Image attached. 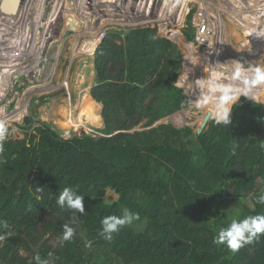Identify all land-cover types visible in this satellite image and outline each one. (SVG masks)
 I'll use <instances>...</instances> for the list:
<instances>
[{
    "label": "trees",
    "instance_id": "16d2710c",
    "mask_svg": "<svg viewBox=\"0 0 264 264\" xmlns=\"http://www.w3.org/2000/svg\"><path fill=\"white\" fill-rule=\"evenodd\" d=\"M190 1H180V21L177 15L144 23L182 25L186 13L181 11ZM196 10L193 6L182 29L189 38L195 37ZM168 27H150V34L195 50L178 29ZM146 31L143 26L107 29L96 48L90 93L102 104L104 126L97 128L102 135L61 136L38 112L49 95L30 100L28 115L18 125L24 137H11L7 127L0 153V221L10 228L0 229L5 237L0 264H37L36 254L48 259L49 252L54 264H264V234L236 252L213 243L231 219L264 215V205L256 202L264 192V105L254 102L264 103V85L253 89L254 101L240 97L231 125L211 119L197 133L190 125L159 123L190 108L192 98L176 84L180 47L158 37L162 59L150 54L143 60ZM203 54L204 48L195 61L200 56L198 78L209 68L201 62ZM208 60L218 79L216 57ZM189 70L187 64L182 73H188L190 83ZM198 94L194 84L192 96ZM72 100L75 104L76 94ZM65 187L84 196L85 212L77 213L76 223L74 210L56 203ZM109 191L119 196L111 204L103 202ZM125 208L140 219L105 240L99 234L102 219L121 216ZM66 224L75 231L61 244Z\"/></svg>",
    "mask_w": 264,
    "mask_h": 264
},
{
    "label": "rangeland",
    "instance_id": "374dc122",
    "mask_svg": "<svg viewBox=\"0 0 264 264\" xmlns=\"http://www.w3.org/2000/svg\"><path fill=\"white\" fill-rule=\"evenodd\" d=\"M68 1L69 0H60L59 2H57V0H35L34 2L36 8H38V6L41 7V5H43L41 18L45 19L47 27L38 26V30L35 29L32 30L30 37L34 39L33 42L35 43L44 40V48L42 51L44 59H42L40 61V64H38L37 67H35L34 69H32L30 63L29 65L28 63L24 64V66H27L25 68L28 71V73L30 72L29 76L25 74H21L20 72L17 73V70L14 71L13 69L14 73L16 74L15 76H17V78L12 79L13 80L12 85L8 90L7 96L2 101L0 100V112H2L0 114L3 115V118L5 117L4 120L5 125L7 127H11L9 134L13 138L24 137V133L18 125L22 124L24 122L25 117L28 115V105L32 97L42 96V95H49L50 98L47 102L43 103L38 109V112L41 115V119L43 121L50 122L53 129H56L60 133V135L63 136L64 138H71L75 135H81L83 132L91 133L93 134V136H98L103 134L97 130V128L104 126L103 118L101 115L102 104L100 106V104H98L97 102L98 105L95 107L96 113L100 114L101 116V119L98 123L92 124L84 119V124H82L80 119L84 97L88 95L89 97L92 98L90 89L95 79V72L93 68L94 66L93 57L95 55L97 46L101 42L100 39L101 34L105 33L107 29L115 28V27L116 28H126L129 26L146 27L147 29L146 40L142 50L143 60L145 58L148 59L150 54L159 56L162 59L161 50L157 45V38L165 37V36L150 34V27L155 28V27L169 26L168 27L169 30L178 29L182 33V29L185 26L183 24L179 25V23L176 24L144 23L147 20H159V19L167 20L169 18H177V15H179L180 13L177 10V8L181 0H157V2L156 0H149L152 5L153 3L155 4L152 6L154 15H157L158 8L160 7L161 4L165 6V10L163 11L161 9L162 10L161 15L155 17L154 19L147 18L143 20L144 22L142 21L143 22L142 24H136V25L117 23L110 19H106L105 21L106 24L104 23L102 25L101 24L102 20H100L101 19L100 15H102L103 17H108L106 13L107 11L106 4L108 5L110 1L96 0L98 1L97 4L91 5L90 7L91 16L86 20V24L84 22L83 28L79 29L80 26L76 23V21L72 20V22L74 23L73 24L68 19V17L70 18L75 14L73 11L70 10V8H66L67 4L69 5ZM149 1L148 0L147 1L118 0L117 2L116 0L115 3L114 0V2L112 1L113 3H110L109 9L112 8V5L114 4L116 5L118 3L119 4L118 7L116 6L114 7L117 11L116 17L119 15H126V16H130L131 18H136V16H133L131 14V11L133 13L134 11L136 12V9L138 8L140 9V7L145 3H146L145 7H147ZM171 1L172 3L175 2L176 5L172 7ZM79 3H82L83 5V0H78L75 5L78 6ZM150 3L148 6H151ZM243 4L245 6H248L249 9H251L252 5L249 0H243ZM193 6H197V9L200 8L205 9L207 12L213 14L214 18L212 23H213L214 33L212 32L213 35L211 36V39L206 43H199L194 41V38H189L182 33V36H184L189 42H193L194 45H196L195 50H192L191 48L193 46L190 48L187 47V45L175 41L169 37H165V38H168L173 42H175L182 51V69L177 74L176 81L179 79L180 74L184 72L186 65L187 64L189 65V69H190L189 75L191 78L190 83L192 82L193 87L191 89V92L189 91L188 88L185 87H180V88L184 89L191 96L192 100H195V98L192 96V93L194 90L195 80H197L198 78L197 77L198 75H196L198 73L197 71L198 69L195 67L199 62L200 56L198 57L197 63L195 61L197 60L196 57L198 56V54H202L203 47H204V54L201 57V62L204 65V67L206 60V64H208L207 66L209 68H212L213 66L212 62H209L208 59L210 57H216V60L214 61V67L221 74V76L218 79L229 80L232 81L229 84H235L236 82H234L232 78L225 77L223 71H221L220 67L217 66L218 65L217 62L218 60L222 59L221 61H223L224 59V61L227 64H232L231 62L233 59L237 60L239 58H242V56H235L232 51L233 49H236V51L237 50L240 51V53L244 52L243 54L246 55L247 51L250 49L249 47L251 45L253 46V44L248 43L250 40L248 39L249 37L246 36L245 28H244V26L248 25L247 18L249 17L242 18V16L246 12H248L249 14L252 13L251 11H245V10L243 11L239 9L238 8L239 5L236 6L231 2V0H192L188 3V7H193ZM150 10L148 9V11L151 13L152 10L151 11ZM187 10L188 8L182 9L181 11L182 14L187 13ZM81 15L84 20V13ZM177 19L178 21H180V15L178 16ZM237 21L240 23V25L238 24ZM75 24L78 26H76ZM6 27L9 28V25L7 24L6 26H2V28L4 29ZM19 27L20 26H17L16 28ZM74 27L77 28V31L75 30ZM16 28L12 26L10 30L5 29L7 34L5 33L4 36H7L8 34H10V32L13 33L15 31L14 29ZM91 29L92 30L96 29V30L91 31ZM40 30L43 35L41 37H37L36 35H38ZM88 31L94 33H89ZM253 32L254 31H252V33ZM154 36L156 37V39H152V37ZM90 39L92 40V42H95L94 51L93 52H86L83 50L80 51L81 48L78 47L80 46L79 44H81L84 40H90ZM255 42H256L255 40L252 41V43ZM10 43H11L10 39H8L6 43L5 42L1 43L0 41V48H1L0 71L2 70L1 69L2 65L4 68L6 67V62L10 52V49L8 50L4 46L5 44L9 45ZM259 43H261L260 46L264 47V40L261 39V42ZM259 47H257V50L259 49ZM257 53H259V51ZM263 53L264 50H262V52L259 55H255V56L250 55L248 56V58H251L250 62L254 64L258 62H263L264 61ZM192 63H194L195 65H193ZM190 65L192 66L191 68ZM209 68L208 69L206 68V70L203 71L204 78H214V75L211 73L214 72V69H209ZM75 94H76V103L74 104L72 99ZM254 102L261 103L264 105L263 102H259V101H254ZM20 108H22V110L24 109L25 112H22ZM18 110L22 112L21 118L19 116L20 114L17 113ZM205 114H206V109L196 108L194 104H192L190 108L171 114L170 116L160 120L159 123L172 122L179 127L184 125H190L196 130ZM118 198H119L118 194L109 191L104 196L103 202L107 204H111L113 202H116Z\"/></svg>",
    "mask_w": 264,
    "mask_h": 264
},
{
    "label": "clouds",
    "instance_id": "9594fccd",
    "mask_svg": "<svg viewBox=\"0 0 264 264\" xmlns=\"http://www.w3.org/2000/svg\"><path fill=\"white\" fill-rule=\"evenodd\" d=\"M258 38H262V33L254 31ZM156 39V37H152ZM191 48L192 46L189 45ZM195 65L194 63H192ZM221 67L231 73V78L235 84L223 83L216 78H198L195 80V87L199 90L195 100H190V104H194L196 108L206 109L209 118L214 120L216 124L231 125V113L233 107L236 106L240 97L252 100L253 89L264 85V62L249 64L245 67L243 63L236 61L232 64L221 63ZM177 86L192 89V83L188 82V73L185 76L181 73L176 81ZM8 128L4 122H0V153H3V142L6 140ZM235 151L236 145H233ZM264 148V143L260 144ZM84 196L72 187H65L59 194L56 203L61 208L74 210L72 222L78 221L77 213L85 212L83 205ZM257 203L264 205V192H262L256 200ZM137 213L131 212L127 208L123 210L121 216L110 215L102 219L100 236L107 241L113 239V234L125 226L130 225L134 220H139ZM10 225L7 221H0V229L8 230ZM75 229L69 225H64L62 235L59 237L61 244L72 239ZM264 234V215H248L243 218H233L225 226L219 228L217 234L213 238L216 245H226L232 252L238 251L241 247L253 243L260 235ZM5 235H12L11 231H6ZM5 238L0 235V239ZM91 247V241L86 245ZM48 259H41L39 253L36 254L35 260L37 264H54L53 254L48 253Z\"/></svg>",
    "mask_w": 264,
    "mask_h": 264
},
{
    "label": "bare ground",
    "instance_id": "6f19581e",
    "mask_svg": "<svg viewBox=\"0 0 264 264\" xmlns=\"http://www.w3.org/2000/svg\"><path fill=\"white\" fill-rule=\"evenodd\" d=\"M33 1V4H32V6H30V7H28V12L30 11V13H32L33 15H34V18H35V20H37V21H39V18L41 17V7H42V5H41V7L40 6H38V8H36V6L34 5V2H35V0H31L30 2H32ZM92 1L93 0H83V5H82V8H83V12H84V22H85V24H86V20L91 16V11H90V7H91V5H94V4H92ZM104 1V0H103ZM110 1V3H113L114 2V0H109ZM113 1V2H112ZM250 2H251V9H249V7L248 6H245L244 4H243V0H231V2L233 3V4H235L236 6H238V8L239 9H241V10H245V11H251L252 13H249L248 14V12H246L243 16H242V18L243 17H249V18H247L248 19V25H246V26H244V28H245V31H246V36L247 37H249L248 39L250 40H248L249 42L248 43H250V44H253V46L251 45L249 48V50L247 51V54L246 55H244L243 53L244 52H241L240 53V51H236V49H233L232 51H233V53H234V55L235 56H242V58H239V59H233L232 60V62L231 63H234V62H236V61H239V62H241V63H243L244 64V66L245 67H248L249 66V64H254V63H251L250 61H251V58H248V56H255V55H259L261 52H262V50H264V47H262V46H260L261 45V43H259V42H261V39L262 40H264V35H262V38L261 39H259V38H257V39H254V37H251V36H253L254 35V32L252 33V31H258V32H261V33H264V0H249ZM22 2H23V0H3V3L4 4H0V13H4V15H7V16H13V17H17V15H18V13H19V10H20V8H21V5H22ZM39 2V1H38ZM106 2V1H105ZM117 2H118V0H117ZM227 2V1H226ZM238 2H239V4H238ZM108 3V2H107ZM110 3L107 5L106 3V13H107V15H108V17H103L102 15H100V17H101V19L100 20H102V25L105 23V21H106V19H110V20H112V21H114V22H117V23H124V24H128V25H136V24H142L144 21V19H147V18H149V19H154L155 17H157V16H159V15H161V13H162V10L164 11L165 10V6L163 5L162 7V10L160 9L159 11H158V13H157V15H153V14H151L149 11V13L148 14H139V15H137L136 16V18H131L130 16H126V15H119V16H117L116 17V13H117V11H116V9L114 8L115 6L116 7H118V3L115 5H112V8L111 9H109V7H110ZM115 3H116V0H115ZM104 4V5H105ZM209 5V4H208ZM143 6V5H142ZM142 6L140 7V10L141 11H143V9H144V7L146 6V4L143 6V9H142ZM149 7V10L150 9H152V6H148L147 5V8ZM256 7H259V8H256ZM81 8V9H82ZM253 9V10H252ZM256 10V11H255ZM147 11V10H146ZM151 11V10H150ZM253 12H255L256 13V15H255V13H254V15H253ZM93 13V12H92ZM105 13V14H106ZM145 13V12H144ZM152 13H153V11H152ZM93 15V14H92ZM99 15V14H98ZM234 17V16H233ZM230 18V17H229ZM96 19V18H95ZM7 21V22H9L10 24H14L13 23V21L11 22V20H9L7 17H5V16H2V15H0V21ZM44 20V19H43ZM73 21H76L74 18L72 19ZM143 21V22H142ZM236 21V20H235ZM92 22V21H91ZM238 22V21H237ZM27 23V20L23 17V20H22V22L20 23V25H22V24H26ZM76 23L79 25V23L76 21ZM108 23V22H107ZM113 23V22H112ZM96 24V23H95ZM106 24V23H105ZM238 24L240 25V23L238 22ZM243 24H244V22H243ZM76 25V24H75ZM78 25H76V26H78ZM41 27H47L46 26V23L45 22H43L41 25H40ZM91 26V25H90ZM93 26V25H92ZM23 27V26H22ZM224 27V26H223ZM89 28H91V27H89ZM99 28V27H98ZM22 29V28H21ZM41 29V28H40ZM36 30H38V28L36 29ZM75 30L77 31V28H75ZM93 30H96V29H93ZM92 29H91V31H93ZM260 30V31H259ZM19 31V30H18ZM91 31H88L89 33H94V32H91ZM82 32V31H81ZM232 32V31H231ZM234 32V31H233ZM7 34V32H6V30L4 29V28H2V26H0V37L2 38L3 36H4V34ZM12 32H10V34H8L7 36H4V38H5V40L6 39H10L11 40V38H12V34H11ZM23 33V32H22ZM237 33V32H236ZM253 35H252V34ZM80 34V33H79ZM43 34L41 33V30H40V32L38 33V35H36L37 37H41ZM81 35V34H80ZM239 35V34H238ZM22 37V36H21ZM16 38V37H15ZM251 38V39H250ZM225 39V38H224ZM256 41L255 43L257 44H255V43H252V41ZM80 41V40H79ZM6 42H7V40H6ZM244 42V41H243ZM245 42H247V41H245ZM259 43V44H258ZM229 44V43H228ZM80 46H78L79 48H81L80 49V51L81 50H83V51H86V52H93L94 51V47H95V42H92V40L90 39V40H84L81 44H79ZM259 47V49L257 50V47ZM16 47V46H15ZM234 47V46H233ZM251 48H253V49H251ZM1 49V48H0ZM209 49H212V48H209ZM239 49V48H238ZM246 49V48H245ZM223 50V49H222ZM219 51H220V49H219ZM259 51V53H257ZM17 52V51H16ZM226 54V53H225ZM264 54V53H263ZM48 58V57H47ZM54 58V57H53ZM223 58H225V57H223ZM259 58V57H258ZM261 58V57H260ZM228 59V58H227ZM231 59V58H230ZM47 60V59H46ZM222 60V59H221ZM221 60H218V67H220V70L221 71H223V73H224V75H225V77H227V78H231V73L230 72H228V71H225L222 67H221V63H225V64H227L225 61H224V59H223V61H221ZM256 61H258V60H256ZM264 62V61H263ZM48 63H49V61H48ZM247 64V65H246ZM1 71H0V100L2 101L6 96H7V94H8V90L10 89V87H11V85H12V79H14L15 78V73H14V71H13V69L12 68H7V67H3V65H2V67H1ZM22 69V68H21ZM26 70V69H25ZM64 82H66V81H64ZM67 86V85H66ZM68 91V90H67ZM11 93V92H10ZM28 94V93H27ZM69 95V94H68ZM69 101V100H68ZM98 104H96V102H94L93 100H92V98L91 97H89L88 95H86L85 97H84V102H83V104H82V112H81V114H80V119H81V123L82 124H84V119L87 121V122H89V123H92V124H96V123H98L99 121H100V119H101V116H100V114H98V113H96V106H97ZM21 110H22V108H20ZM19 109V110H20ZM17 111V113L18 114H20L19 116H20V118H21V116H22V112H25V110L23 109L22 110V112H20V111ZM70 112V111H69ZM0 113H2V112H0ZM63 113V112H62ZM64 115V114H63ZM9 116H11V115H9ZM8 117V116H7ZM5 120V117L3 118V115H1L0 114V122H5L4 121ZM71 121V120H70ZM80 121V120H79Z\"/></svg>",
    "mask_w": 264,
    "mask_h": 264
},
{
    "label": "flooded vegetation",
    "instance_id": "af4514ba",
    "mask_svg": "<svg viewBox=\"0 0 264 264\" xmlns=\"http://www.w3.org/2000/svg\"><path fill=\"white\" fill-rule=\"evenodd\" d=\"M59 1L57 0V2H59ZM77 1L78 0H69L68 1L69 5L67 4L66 8H70V10L75 13L70 18L68 17L69 21L71 23H73L72 19L74 18L77 22H79V26H80L79 29H82L84 26V20H83L81 14H83L84 12H83V8H82V3H79L78 6L75 5ZM42 2H44V1H42ZM97 2L98 1L93 0L92 4L96 5ZM156 2H157V0H156ZM149 3H150V1L148 2V5H149ZM32 4H33V1L30 2V0H23L17 17L16 16L15 17L7 16V15H4V13H0V15L7 17L9 20H11V22L13 21V23H14V24H10L9 22L7 23L5 20L0 21V26H6L7 24L9 25V28L8 27L5 28L6 30H10L12 28V26L14 28H16L17 26H20L19 28L14 29L15 31L13 33H11L12 34V38L10 40L11 43L9 45L5 44V46H4L8 50L10 49L8 59L6 62V67L8 69L12 68V69H14V71L17 70V73L20 72L21 74H25L27 76L30 75V72L28 73V71L25 70L26 69L25 67H27V66H24V64L28 63V65H29V63H30V66L32 67V69H34L35 67H37L38 64H40V61L42 59H44L43 54H42V51L44 48V40H41L38 43L37 42L35 43V42H33L34 39L30 36H31L32 30L33 29L36 30L38 28V26L40 27V25L43 22H45V19L43 20L40 17L39 21H37V20H35L34 15L32 13H30V11L28 12V7L32 6ZM145 4H143V6ZM153 5H155V4L153 3ZM153 5L151 4V6H153ZM143 6H142V9H143ZM162 6H163V4L160 5V7L158 8V11L160 9H162ZM42 8H43V5L41 7V13H42ZM148 9H149V7L148 8L144 7L143 11H141L138 8V9H136V12L134 11V13L131 11V14L133 16H137L139 14H141V15L142 14H148L149 13ZM152 11H151V14H153ZM23 17L27 20L26 25H24V24L20 25L19 24L20 22H22ZM29 19H31V20H29ZM22 26H24V27H22ZM6 40H8V39H6ZM6 40L4 37H2V38L0 37L1 43H3V42L6 43ZM15 78H17V76H15Z\"/></svg>",
    "mask_w": 264,
    "mask_h": 264
},
{
    "label": "built area",
    "instance_id": "2783aa9c",
    "mask_svg": "<svg viewBox=\"0 0 264 264\" xmlns=\"http://www.w3.org/2000/svg\"><path fill=\"white\" fill-rule=\"evenodd\" d=\"M192 8L193 7H188L187 13L185 15V19L183 21V25H186L185 24L186 19H187L188 15H190L192 13ZM256 8H259V7H256ZM213 18H214L213 14L207 12L205 9L200 8V9H197L193 13L192 24L196 28L194 41L199 42V43H206L207 41H209L211 39V36L214 33L213 32V23H212ZM245 33H246V31H245ZM104 34L105 33L101 34V37H100L101 40H102ZM262 35H263V33H262ZM253 36H254V39L258 38L255 36V34ZM259 39H261V38H259Z\"/></svg>",
    "mask_w": 264,
    "mask_h": 264
},
{
    "label": "water",
    "instance_id": "95a60500",
    "mask_svg": "<svg viewBox=\"0 0 264 264\" xmlns=\"http://www.w3.org/2000/svg\"><path fill=\"white\" fill-rule=\"evenodd\" d=\"M0 4H4L3 0H0ZM187 64V63H186ZM210 118L208 113L206 112V114L204 115L201 123L199 124V126L197 127L196 131L197 133H202L208 126L209 122H210Z\"/></svg>",
    "mask_w": 264,
    "mask_h": 264
},
{
    "label": "crops",
    "instance_id": "0c3cea01",
    "mask_svg": "<svg viewBox=\"0 0 264 264\" xmlns=\"http://www.w3.org/2000/svg\"><path fill=\"white\" fill-rule=\"evenodd\" d=\"M252 10H253V9H252ZM254 13H255V12H253V15H254ZM255 15H256V13H255ZM96 102H97V101H96ZM98 103H99V102H98ZM99 104H100V106H101V103H99Z\"/></svg>",
    "mask_w": 264,
    "mask_h": 264
}]
</instances>
